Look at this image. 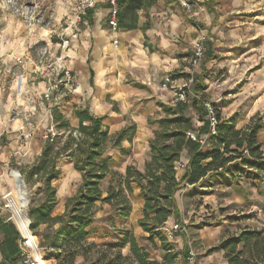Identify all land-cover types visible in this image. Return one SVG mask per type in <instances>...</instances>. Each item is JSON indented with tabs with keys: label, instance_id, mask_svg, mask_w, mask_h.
<instances>
[{
	"label": "crops",
	"instance_id": "1",
	"mask_svg": "<svg viewBox=\"0 0 264 264\" xmlns=\"http://www.w3.org/2000/svg\"><path fill=\"white\" fill-rule=\"evenodd\" d=\"M195 1L201 10L197 16L192 17L193 12L186 11L181 6V0H156L150 7L146 5L150 0H142L144 6L136 10L134 18L136 28L129 27L132 21L130 16L117 32L109 27V0L96 2L92 8L93 13L84 19L85 23L88 20L87 26L75 35L72 46L63 51L61 44L53 43L49 48L36 50L33 48L37 43L35 38H30L27 34L17 36L18 32H12L9 36L17 38L6 40L3 46L0 44V133L3 134V140L8 141L4 148H0V169L7 160V152L10 156H22L24 153L41 156L46 144L41 139V134L51 123L43 100L47 78L34 74L31 66H17L11 54L39 60L40 52L46 50L48 55L44 62L51 63L62 53L65 65L76 76L75 88L64 103L62 111L72 127L77 128L79 124L74 116L75 108H89L95 116H106L105 124L110 137L127 127L136 126L135 133L130 139L124 140L121 147L107 146L105 156L111 157L110 170L120 174H125L128 166L145 171L146 163L151 159L149 142L154 137V132L159 130V126L152 125L150 121L165 116L162 105L176 106L177 87H182L186 80L192 78L197 84L199 81H206L204 92L208 99L213 103L220 101L210 79L215 67L228 62L225 60L224 63L222 59L232 57V62L238 65L243 60L251 61L252 66L247 62H244V66L254 69L251 72V87L246 90L254 100L251 107L244 112L231 105L224 106L222 110L227 111L225 114L224 111L221 113L222 118H236L238 130L246 128L255 116H259L264 122V27L257 33L259 29L255 26L256 23L260 24L256 17L264 19V0ZM198 21L204 25L203 28ZM148 24L150 28H146ZM202 34L211 39L207 44L209 54L203 64L191 69L188 66L190 50ZM248 37H253L254 44L246 41ZM115 40L118 44L114 43ZM184 41L186 45L183 44ZM235 45L239 50L244 45L242 57L233 56L237 50ZM7 61L10 65H7ZM14 69V83L9 86L10 73ZM176 73L183 76L176 77ZM170 75L173 80L171 89L163 87L164 79ZM22 130L33 132L28 152L21 149ZM206 135L204 133L202 137ZM258 139L264 151V129L259 133ZM190 157L191 153L186 149L181 160L189 163ZM59 167L61 176L52 184L57 190L58 200L52 211L53 217L65 213L66 202L75 195L73 180L81 176L68 159H63ZM185 172L186 170L179 171L178 178ZM221 178L222 175L218 173L198 185H182L189 188H210L214 182L222 181ZM3 195L2 193L1 196ZM134 200L138 205L132 203L130 219L137 212V206L139 211L135 219L138 222L143 218L144 199L140 188L136 186ZM5 211L0 206V264H14L13 261L21 264L18 228L16 223L9 221ZM173 218L172 216L164 226H169ZM95 223L89 227L90 231ZM58 226L53 229L56 230ZM88 242L100 246L103 239L91 234ZM217 255L228 264L223 252ZM77 263L85 264L84 257H78Z\"/></svg>",
	"mask_w": 264,
	"mask_h": 264
},
{
	"label": "trees",
	"instance_id": "2",
	"mask_svg": "<svg viewBox=\"0 0 264 264\" xmlns=\"http://www.w3.org/2000/svg\"><path fill=\"white\" fill-rule=\"evenodd\" d=\"M155 1L150 0L146 3L147 7L154 5ZM213 1L216 0H211ZM116 3L119 28L130 16L132 21L129 27L136 28L134 18L136 10L144 6L142 0H116ZM92 13V8L87 9L84 19ZM150 27L149 24L146 26ZM204 89L203 81H199L193 88L194 94L200 99L197 108L203 126L196 129L193 119L186 115L185 103L177 102L175 107L162 105L165 116L150 121L152 125H158L159 130L154 132V137L149 142L151 159L146 163L145 171L128 166L125 174L114 172L106 196L101 185L111 174V157L105 156L108 143L111 141L112 147H121L122 142L135 133L136 126L127 127L110 137L105 124L107 117L95 116L89 108H75L74 116L79 122L77 128L71 126L62 112L53 111L54 123L60 131L67 133L66 139L61 146H54L46 141L38 163L26 178L28 182L34 177L39 178L46 194L42 204L30 211L31 230H37L41 225L49 228L59 225L53 233L43 237L46 243L40 245L48 251L47 260L55 259L56 264H78L77 259L82 256L86 263L94 253L100 257L98 264H158L150 259L149 253L127 229L121 232L122 239L115 246L101 248L96 243H89L88 238L92 234L89 227L96 220V205L99 202L108 204L116 209L118 215L126 218L132 211L135 186L139 187L144 199L143 218L139 225L148 234L149 241H154L157 237L162 247L167 249V239L162 228L177 212L175 196L182 184L198 185L214 174H240L241 169L264 174V151L258 139L259 133L264 129V122L259 116L252 118L246 128L238 130L236 118L223 119L214 104L218 125L216 135L209 137L211 147L201 149L198 142L187 137L191 132L199 135L209 133L208 111L204 105L208 97ZM186 149L190 151L191 157L185 174L178 178L175 163L182 159ZM65 158L81 174L82 182L76 194L66 202L65 213L53 217L52 211L58 200L57 190L52 184L60 178L59 165ZM239 178L242 179L243 176L239 175ZM127 246L130 247L129 255L124 256L121 251H114ZM187 247L186 242L185 249ZM216 252H223L228 264H264V232L245 228L238 234L224 237L209 251V255ZM188 256L189 252L184 255L186 259ZM169 257L173 260L172 256Z\"/></svg>",
	"mask_w": 264,
	"mask_h": 264
},
{
	"label": "rangeland",
	"instance_id": "3",
	"mask_svg": "<svg viewBox=\"0 0 264 264\" xmlns=\"http://www.w3.org/2000/svg\"><path fill=\"white\" fill-rule=\"evenodd\" d=\"M85 1L87 0H0L1 46L6 43V40L9 41L10 39L17 38L18 35L27 34L30 38H35V42L37 43H35L33 48L36 50L49 48L51 43L55 45L61 44L62 40H69V47H71L72 40L76 38L75 35L88 24V20L86 23L84 22L83 4ZM92 1L96 4V2L103 0ZM107 1L105 0V2ZM256 19L260 20V24L256 23L255 25L259 29L257 32L259 33L260 29L264 27V19L257 17ZM197 23L202 28L204 27L199 21ZM12 32H15L14 34L18 32L17 36H9ZM253 40V37H248L246 41L254 44ZM183 44L186 45L187 43L184 41ZM235 46L237 50L233 56L242 57L243 54L241 53L244 45H241L240 50L237 48V45ZM194 52L193 47L188 57V66L191 69H195L192 67ZM9 54H7V57ZM185 54L188 53L185 52ZM208 54L209 51L206 52L203 62ZM225 60H228V62L225 63ZM222 61H224L225 65L215 67L211 71L214 74L212 75V80L210 79L214 92L217 94L216 96L221 99L218 103H213L210 99H208V102L215 104L222 114L223 111L224 114L227 111L222 110V107H228L229 105L232 108L236 107L247 112L246 110L251 107L254 101L253 97H251L252 94L249 95V92L246 91L248 87H251V75L253 76L251 72H254V69L246 68L244 62H247L246 64H250L251 66L253 64L251 61L243 60L241 62L239 61L240 63L238 65V63L235 64L232 62V57L222 59ZM7 65H10L8 61ZM14 71L15 69L10 73L9 86H12L14 83ZM174 75L176 77L183 76V74L179 73ZM170 78H172V75H170ZM187 81L183 83L184 85L182 87H177V93H187L189 99L185 103L187 106L186 115L193 119L196 127L200 128L204 124L200 120V114L197 108V102L200 99L195 96L193 90L197 81L193 83ZM185 84H188V86L185 87ZM206 84L207 82L205 81ZM168 88L171 89L170 85ZM32 125L34 126L33 123ZM45 132L41 134V139L46 143ZM60 134V140L51 143L52 145L61 146L63 144L67 133L60 131ZM195 135L203 138L197 132H195ZM192 141L197 143V141ZM7 144L8 141L3 140L0 148H4ZM108 146H112L111 141L108 143ZM29 147L30 144L21 147V149L28 152L27 148ZM7 153V160L0 169V175H3L0 178V206H4L5 202L1 194L10 192L13 188L10 172L12 170H19L26 182L30 201L27 207V213L30 214L31 209L41 205L46 198L44 185L39 178L34 177L29 182L26 180L30 176L32 168L38 163L40 155L24 153L22 156H10L9 152ZM114 172L111 169L110 176L101 185L104 194L108 192L109 186L114 178ZM240 172V174L223 173L222 181L218 180L214 182L210 188H189L187 186H181L175 196L178 209L176 214L173 215L174 218L169 226L171 224L181 223L184 225L185 230L180 232V236L173 242L167 241V249L162 247V243L157 237L154 238V241L148 240V234L143 231L139 225V221L137 222L135 219L139 211L137 206H135L137 212L130 219V215L126 218L122 217L117 214L114 207L99 202L95 208L97 219L92 228V234H95V237H101L103 239V243L100 245L102 246L101 248H109L111 245L115 246L122 239L121 232L127 229L135 235L140 246L149 253L150 259L157 261L158 264H225L223 258L217 255L220 252L209 255V251L218 245L224 237L238 234L245 228L264 232V174H257L255 171H249V169H241ZM239 175L243 176L242 180L239 178ZM81 182V176L73 180L75 194ZM132 203L138 205L136 200H134V196ZM5 210L6 216L8 218L11 217V210ZM53 232L54 229L49 228L47 225H41L37 230L32 231L38 241L39 252L47 264H56V261L55 259L47 260L48 251L41 248L40 245L46 243L43 237ZM18 234L20 242H22V235L20 232ZM186 242L188 247L185 249ZM28 249L30 258L34 260L32 249ZM114 251H121L126 256L130 254V247H119L114 249ZM190 251L195 256L193 261L189 259ZM187 252H189V256L186 259L184 255ZM169 256H172L173 260ZM99 259V256L92 253L85 264H98Z\"/></svg>",
	"mask_w": 264,
	"mask_h": 264
},
{
	"label": "built area",
	"instance_id": "4",
	"mask_svg": "<svg viewBox=\"0 0 264 264\" xmlns=\"http://www.w3.org/2000/svg\"><path fill=\"white\" fill-rule=\"evenodd\" d=\"M109 3L111 4V9L109 11V27L112 29L113 32H117L119 30L118 26V19H117V12H118V6L116 3V0H109ZM95 2L94 1H85L83 4V14L85 15L87 9L94 8ZM181 6L188 12H193L192 17H195L198 15L199 11L201 10L200 5L195 0H181ZM194 9H196L194 11ZM211 39L208 35L202 34L198 40L194 43V56L192 60V67L197 68L199 67L206 55L207 52V44L210 42ZM115 44H118L117 40L114 42ZM62 51L67 50L69 48V40H62L61 43ZM48 55V52L46 50H42L40 52L39 60L35 59H26L24 56H17L15 54H11L10 56L14 60L15 64L17 66L22 67L25 64L28 66H31V68L34 71V74L36 75H42L45 76L48 80L47 86L44 91L43 100L44 104L47 106V111L50 116L51 123L45 130V139L46 141H50L51 143H54L58 140L60 137V131L57 128V125L54 123L53 120V111L59 110L60 112L63 111V105L66 102V100L70 97V95L73 92V89L76 85V76L74 74V71L65 65V57L62 55V53L55 59L53 62L45 63L44 59H46ZM47 64V65H46ZM187 82L193 83L194 79H190ZM173 83L172 78L170 76L166 77L164 79L163 87L167 88L170 84ZM188 84H185V87H187ZM196 96V95H195ZM197 97V96H196ZM189 97L187 96L186 92L177 93L176 95V102H183L187 103ZM205 108L208 111V119H209V133L204 136L203 138H199L195 135V132H191L188 134V138L197 141L201 149H207L210 148V142L209 137L216 135V128L218 125V121L216 119L213 105L212 103L206 101L204 103ZM33 136L32 131H21L20 134V141H21V147H25L29 144ZM3 142V134L0 133V145ZM187 164L184 161L180 160L175 163V169L177 172L181 170L187 169ZM243 179V178H242ZM241 179V180H242ZM4 202V209H10L8 206V201L12 200V197L9 192H5V194L2 196ZM11 210V209H10ZM12 212V211H11ZM9 221H13V217L8 218ZM15 223V222H14ZM185 230L184 225L179 224H171L170 226H164L162 228V232L167 239L168 242H173L178 236L180 232H183ZM19 256L21 258V264H35L34 261L29 256V249L23 245V240L20 242V251ZM191 261L195 259L194 253L190 251V258Z\"/></svg>",
	"mask_w": 264,
	"mask_h": 264
},
{
	"label": "bare ground",
	"instance_id": "5",
	"mask_svg": "<svg viewBox=\"0 0 264 264\" xmlns=\"http://www.w3.org/2000/svg\"><path fill=\"white\" fill-rule=\"evenodd\" d=\"M23 178L19 170H12L10 172V179L13 183V188L9 192L12 200L8 201V206L12 211V217L16 223L19 232L23 238V244L32 249L35 264H47L39 252L38 241L31 231L30 228V218L27 213V207L30 204L28 198V191L26 182L20 184V178ZM11 188V187H10Z\"/></svg>",
	"mask_w": 264,
	"mask_h": 264
},
{
	"label": "water",
	"instance_id": "6",
	"mask_svg": "<svg viewBox=\"0 0 264 264\" xmlns=\"http://www.w3.org/2000/svg\"><path fill=\"white\" fill-rule=\"evenodd\" d=\"M20 178V177H19ZM21 180H20V184H24V182H25V179L24 178H20ZM31 223V222H30Z\"/></svg>",
	"mask_w": 264,
	"mask_h": 264
}]
</instances>
